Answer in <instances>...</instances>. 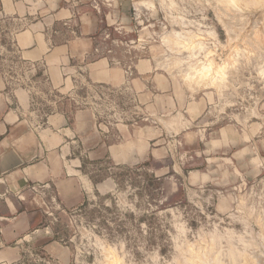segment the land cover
<instances>
[{
	"label": "rangeland",
	"instance_id": "374dc122",
	"mask_svg": "<svg viewBox=\"0 0 264 264\" xmlns=\"http://www.w3.org/2000/svg\"><path fill=\"white\" fill-rule=\"evenodd\" d=\"M56 4L49 49L86 43L83 57V47L71 51L61 88L19 59V26L1 14L0 73L8 90L29 95L19 112L34 130L56 108L89 110L95 149L105 145L106 155L78 154L83 201L36 208L35 230L9 264H97L111 253L121 264H185L178 243L191 259L213 245L200 257L209 264L216 253L232 264L230 248L236 264H264V0ZM102 62L111 83L90 74ZM119 140L126 163L109 155Z\"/></svg>",
	"mask_w": 264,
	"mask_h": 264
},
{
	"label": "crops",
	"instance_id": "0c3cea01",
	"mask_svg": "<svg viewBox=\"0 0 264 264\" xmlns=\"http://www.w3.org/2000/svg\"><path fill=\"white\" fill-rule=\"evenodd\" d=\"M56 2L24 0L12 5L0 0V14L5 21L19 26L12 38L19 59L32 65L37 75H45L52 88L59 89L66 81L65 73L72 72L69 56L83 47L79 54L83 57L86 43L71 40L49 49L46 31L53 17L48 10L56 7ZM27 3L29 10L24 9ZM36 15L40 18L35 19ZM112 73L104 62L90 68V74L102 77L104 83H111ZM8 86L0 73V264L19 258L23 248L20 243L35 230L36 208L47 202L52 208L70 210L83 201L84 180L78 154L86 153L88 159H94L97 153L106 155L105 145L95 149L98 136L89 110L72 113L56 108L47 115L45 126L34 130L19 112L28 108L29 95L22 88L11 92ZM261 143L264 147V140ZM126 144L122 140L110 143L109 155L119 163L128 162ZM49 249L55 258L65 253L56 244Z\"/></svg>",
	"mask_w": 264,
	"mask_h": 264
},
{
	"label": "clouds",
	"instance_id": "9594fccd",
	"mask_svg": "<svg viewBox=\"0 0 264 264\" xmlns=\"http://www.w3.org/2000/svg\"><path fill=\"white\" fill-rule=\"evenodd\" d=\"M205 72L208 71V69L204 70ZM240 242L243 243V238H240ZM186 243V242H185ZM245 247H248V245H245ZM192 245L188 246V250L189 253L192 252ZM177 251L180 252L181 257L184 258L185 260V264H209L208 259L205 257L203 260L200 259L201 256H204L205 253H211L212 251H214V246L213 245H208L206 248L203 249V251L195 253L196 259H191V258H185V252L183 250V247L181 244H177ZM223 251V250H221ZM235 250L234 249H229V257L232 260V264H236V256L233 255V252ZM109 252L111 253V250H109ZM238 255L243 258L246 253H238ZM97 264H121L120 261L115 259V254L111 253L109 255H106V260L105 261H98ZM174 264H181V260L178 258L174 261ZM212 264H222L221 262V254L220 253H216V257L215 260L212 262ZM245 264H247V262L245 261Z\"/></svg>",
	"mask_w": 264,
	"mask_h": 264
}]
</instances>
